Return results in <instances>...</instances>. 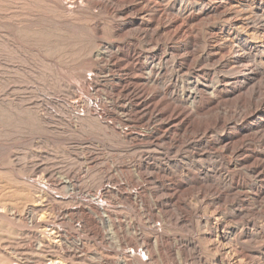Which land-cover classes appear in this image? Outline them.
<instances>
[{"label": "rangeland", "instance_id": "374dc122", "mask_svg": "<svg viewBox=\"0 0 264 264\" xmlns=\"http://www.w3.org/2000/svg\"><path fill=\"white\" fill-rule=\"evenodd\" d=\"M94 1L0 0V264H141L135 256L144 264H264V127L239 143L233 124L200 138L197 119L168 146L153 144L156 119L121 107L132 76L125 69L132 27L116 32L128 19L106 2L121 3ZM182 1L204 15V0ZM222 1L225 15L191 21L199 24L198 46L239 40L230 21L240 19L264 71V0L241 8ZM109 40L122 47L111 63L100 57L117 52ZM142 48L137 43L136 51ZM166 61L160 86L188 90L180 77L169 80L176 71ZM230 66L210 68L200 83L211 85L218 72L231 77ZM218 102L215 112L230 109L239 124V101ZM220 134L229 137L222 144ZM228 143L231 149L222 147ZM168 194L171 202L164 201Z\"/></svg>", "mask_w": 264, "mask_h": 264}, {"label": "bare ground", "instance_id": "6f19581e", "mask_svg": "<svg viewBox=\"0 0 264 264\" xmlns=\"http://www.w3.org/2000/svg\"><path fill=\"white\" fill-rule=\"evenodd\" d=\"M110 1H115V3H117V2L121 3L119 5L120 7L116 8L115 6H113L114 3L104 1V2H106V7L110 11L115 12L117 15L118 14L119 15L125 14V18L128 19V22H125V23L120 22V24L115 25L116 32L120 33L122 31L121 30L122 28L128 27L131 29V27H132L131 31H132L133 36H134V39L132 41L133 42L132 46L128 48V52H127V53H130V52L134 51L133 55L131 56L128 65L126 66L124 64L126 66L125 69L130 70V73H132L131 74L132 76L129 78L130 81H129L128 85L126 86V88H127L126 91H128V93L126 94L127 104H122L121 107H122V109H125L129 112H130V110L132 112L133 111L132 109H136L137 112L142 114V117H146L147 119L154 117L156 119V121H157L156 125L154 127L152 126V128L154 130L153 131L154 132V138L151 140L152 143L153 142L158 143V142H160V140H163L165 142L164 144L166 145L167 144L166 140L172 141L173 136L177 135L179 132H181V130H185L189 126L191 127L193 122L197 119H201L200 125L197 127V132H198V135L200 138L206 137L207 133H210L213 131V129H215L214 127L218 126L221 128V130H225L226 128H228L229 124H233V127L232 126L231 127L236 129V132H234L233 136L239 143H242L249 136V131H251V130L257 131L258 129L264 127V121L262 120L264 118V71L261 70L259 67H257L258 65L255 64V60L251 56L252 53L250 52V49L252 48V44L245 40L247 38V37H245V35H250L249 29L246 28L247 26L245 27L244 23L240 19H237V20L234 19L233 21L231 20L230 22H233V24L238 29V31L241 30V32L243 34L242 36H240L239 40L235 41V40H232L230 38H227V39L224 38V40L223 41L221 40V41L225 45L222 47V44H218L213 49H209L207 47L206 43H205V45H203L202 48L198 46L199 32L197 31V29H198L199 24L193 23L191 21L203 19L202 16H207L211 13H218L219 15H225L224 14L225 10L220 9L221 5L224 3L222 0H218L217 2L215 0L213 3H211V0H204L205 3L203 4L202 9H201L203 11L202 14H204V15L194 14V12L192 10L194 7L191 6V4H193V3L183 2L182 0H168L167 2H165V0H140L141 1L140 3L139 2L136 3L135 2L136 0H110ZM225 1H229L230 4H232L235 1V3L238 4L237 6H240V8H241V5H243V2H245L246 0H225ZM247 3H249V2H247ZM175 5H177L176 6L177 8L175 7ZM209 5L211 6L210 10L204 9V7H207ZM247 6H249V5H247ZM236 7H235V9H236ZM242 12H243V10H242ZM250 14H252V10L249 8L245 12V16L247 17V15H250ZM229 17L231 18V16H229ZM235 18H236V16H235ZM97 22L98 21H96V24H97ZM177 22H179V23H177ZM208 23H210V21ZM114 31H115V29H114ZM195 31H196V34L194 33ZM123 33L124 32H122L121 34H123ZM96 37L98 38V36H96ZM135 37H136V39H135ZM176 38H178V41H174ZM99 39H100V37H99ZM130 40H132V39H130ZM109 41L112 42L111 40H109ZM205 41H206V39H205ZM100 42H99V44H100ZM118 42H119V40H117L116 43L112 42V45H114L115 50L117 52L101 51L100 57L105 58V60H107L109 62L110 61L113 62L116 59V56H118V53L121 52V49H122V47L120 49L119 44H117ZM139 42L143 43L146 46V48H142V49L136 51V45ZM210 43H212V42H210ZM123 49H124V47H123ZM142 58L144 59V61H141ZM166 60L170 61L171 64H174L175 67L174 66L173 67H174V70L176 71L175 72L176 73L175 78H174V74H173L170 76L169 80L175 79V82H177V81H179L177 79V77H180L181 78L180 79L181 84H183L185 82L187 84V86L189 87L188 90H186V91H184V89L180 90V92L178 91L179 92V94H178L177 90L174 89L175 87L171 88V87L165 86V85L160 86V84H159L160 79L158 78L157 74L160 73L162 68H163L162 61H166ZM257 62H258V60H257ZM136 65H138V69H137L138 71L135 70ZM229 65H231L229 68V71L232 74L231 77L226 78L224 75L218 74L219 73L218 72V73H216L215 78H213L214 80L211 78L213 80V81L211 80L212 81L211 85H207V84L205 85V84L200 83V81L203 79V77L209 72L210 68H212L213 70H215V69L217 70V69L223 68L224 66L227 67ZM225 69H227V68H224V70ZM120 71H122V70H120ZM128 77L126 79H128ZM167 79H168V77H167ZM124 81H125V79H123L122 77L119 78V82H124ZM119 85H120V83H119ZM109 86H110V84H109ZM116 87L119 88L118 85H116ZM122 87H124V86H122ZM118 95L114 96L111 94L110 99L113 102H119L120 96H118ZM229 100L239 101L238 102L239 105L242 106V108H243L242 113H241L242 115L240 118L241 121L239 120L240 121L239 124H235L233 117L228 116L230 109L229 110H227V109L221 110L220 109V112H217V111L215 112V110L219 106V105H217L219 103L218 101L224 103V102L229 101ZM222 106H223V104H222ZM228 107L231 108V106H228ZM239 110L241 111V109H239ZM213 111L215 112L214 114L212 113ZM135 114H136V112H135ZM197 121H199V120H197ZM151 123H153V121ZM258 133H260V132H258ZM215 137H216V135H215ZM252 137H253V135H252ZM228 138H229L228 134H222V135L220 134L217 137V141H219V143L222 144L223 142L227 141L226 139H228ZM196 140H198V138ZM148 143H150V142H148ZM231 144L228 143V144H223V146L222 145L221 146L223 148H226L229 150ZM167 146H168V144H167ZM238 148H240V147H238ZM198 151L201 153L200 150H198ZM217 152H219V151H217ZM227 152H229V151H227ZM227 152H225V153H227ZM233 152H235V151H233ZM231 154H232V152H231ZM217 156H218V154H217ZM148 166H147V168H148ZM253 166H255V165H253ZM258 172H261V171H258ZM256 173H257V171H256ZM204 174H205V172H204ZM142 176H144V174ZM197 180H199V179H197ZM230 183H231V181H230ZM191 184H193V183H191ZM228 185H229V183H228ZM235 186L239 187V184L236 183ZM175 195H176V193H175ZM135 196H137V195H135ZM165 197L166 198L164 199V201L171 202V200L174 196L171 194H168ZM262 227H264V226H262ZM251 235H253V234H251ZM158 237L160 239L156 238V240L152 244L154 250H156V251H160V249H161L160 247H163L160 244L163 242L164 237L162 235L161 236L159 235ZM142 243L146 245L145 248L150 247L149 246L150 245L149 239L143 240ZM153 252H154L153 250L148 249V254L150 256L153 254ZM131 254H133V253L131 252ZM242 255H244V254H242ZM132 258H135V260L137 259L136 261H138V262H142V263L144 262V260H142L139 256L138 257L135 256ZM130 262H132V260ZM260 262H262V261H260Z\"/></svg>", "mask_w": 264, "mask_h": 264}]
</instances>
